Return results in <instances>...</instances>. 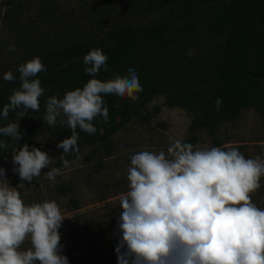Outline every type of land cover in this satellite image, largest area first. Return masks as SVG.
Instances as JSON below:
<instances>
[{
	"label": "clouds",
	"instance_id": "clouds-1",
	"mask_svg": "<svg viewBox=\"0 0 264 264\" xmlns=\"http://www.w3.org/2000/svg\"><path fill=\"white\" fill-rule=\"evenodd\" d=\"M9 51H15L10 45ZM108 57L93 49L83 57L85 73L95 77L106 67ZM45 65L39 57L18 67L20 87L0 111L21 118L26 110L38 111L44 89L32 79ZM3 79H16L11 71ZM142 86L135 69L114 74L101 81L89 79L83 87L67 91L63 98L46 101L44 121L53 126L58 117L72 135L57 143L60 158L77 149L76 129L93 135V121L108 120L105 96L133 97ZM223 101H215L217 110ZM0 135L23 138L19 122L0 127ZM8 145L0 140V148ZM52 158L39 148L23 144L12 155L13 172L31 182L49 168ZM18 166V167H17ZM58 169L51 168L46 178L55 182ZM264 160L246 159L236 148H199L180 139L164 150L140 151L130 157L127 180L129 191L120 199L116 246L118 264H264V209L252 202L251 193L261 187ZM64 217L55 201L26 205L17 188L5 179L0 167V264H69L62 254L59 229ZM30 247L21 250L25 241Z\"/></svg>",
	"mask_w": 264,
	"mask_h": 264
},
{
	"label": "rangeland",
	"instance_id": "rangeland-1",
	"mask_svg": "<svg viewBox=\"0 0 264 264\" xmlns=\"http://www.w3.org/2000/svg\"><path fill=\"white\" fill-rule=\"evenodd\" d=\"M15 3H21V8L11 13L8 8L13 6L5 7L0 1V83L4 74L18 64L41 58L66 42L102 41L112 33L146 29L153 23L164 22L178 9L172 2L151 12L142 0H46L44 6L40 0ZM223 39L207 28L198 29L192 39L173 44L168 58L184 68L190 61L211 55ZM10 45L15 46V51H9ZM131 98L135 99V95ZM44 104L32 113L28 123H19V128L23 136L31 127L39 128L38 137L30 145L53 159L49 168L42 169L41 175L31 182L20 180L13 172L12 155L16 150L6 161H0V167L5 169V179L17 188L26 205L44 201L58 204L65 218L59 229L60 245L69 264H118L120 199L129 191L130 157L137 152L167 153L169 145L180 139L199 148H236L246 159L260 156L264 160V124L254 110H243L237 119L221 124L210 136L203 130L191 133L193 115L170 107L166 96L158 95L142 113L147 122L133 118L110 138L113 145L110 157L100 153L98 146L86 147L77 142V149L65 154L71 157L65 166L58 162L63 149L57 148L59 141L53 136L54 129L60 126L46 124ZM99 163L102 169L97 170ZM51 168L58 169L55 182L44 175ZM260 184L250 196L257 207L264 209V177ZM28 247L30 243L26 240L21 250Z\"/></svg>",
	"mask_w": 264,
	"mask_h": 264
},
{
	"label": "trees",
	"instance_id": "trees-1",
	"mask_svg": "<svg viewBox=\"0 0 264 264\" xmlns=\"http://www.w3.org/2000/svg\"><path fill=\"white\" fill-rule=\"evenodd\" d=\"M0 1L5 7L13 6L8 8L11 13L21 8V3L16 5V0ZM40 1L41 6H44L46 0ZM142 2L151 12L159 11L172 2L176 3L178 9L170 13L164 22L153 23L146 29L112 33L102 41L66 42L40 58L46 70L32 79H39L44 89L43 96L39 98L40 106L45 102L44 113L48 98H63L67 91L82 88L92 78L106 81L114 74L125 76L128 69L132 68L136 70L143 90L135 94V99L105 96L108 120L96 118L93 124L97 131L93 135L77 128V142L86 147L98 146L100 153L110 157L113 153L110 138L133 118L138 117L147 122L148 119L142 117V113L158 95H165L170 107L193 115L189 126L191 133L203 130L213 136L221 124L234 121L243 110H254L264 124V0ZM201 28L221 35L223 43L214 48L211 55L190 61L184 68L170 61L169 48L192 39ZM97 48L108 57V71L102 68L95 77H91L85 73L83 57ZM22 64L11 70L16 79L11 82L3 79L0 83V111L9 103L13 90L20 87L18 67ZM218 98L223 101L219 110L215 104ZM21 110L10 111L6 119L0 116V127L15 122L26 123L35 113L26 110L27 115L21 118L17 115ZM58 118L60 127L54 129L53 136L62 141L70 137L72 132L60 123L62 117ZM24 134L19 143L11 137L0 135V140L8 145L0 148V161H6L9 154L23 144H28L30 149L31 142L39 135V128L31 127ZM70 158L68 155L63 157L67 161ZM58 162L64 164L61 158ZM96 168L102 169V163Z\"/></svg>",
	"mask_w": 264,
	"mask_h": 264
}]
</instances>
